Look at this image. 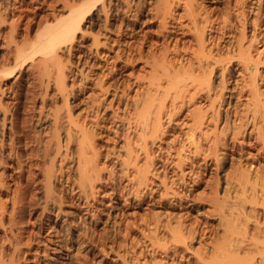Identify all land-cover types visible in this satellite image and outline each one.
<instances>
[{
    "label": "bare ground",
    "instance_id": "6f19581e",
    "mask_svg": "<svg viewBox=\"0 0 264 264\" xmlns=\"http://www.w3.org/2000/svg\"><path fill=\"white\" fill-rule=\"evenodd\" d=\"M23 1L0 0V29L1 25H5L8 29V41L6 40V43L9 41L16 42L14 41V36H16L14 31L18 21L26 18L25 9L22 7ZM70 1L71 4L64 10L50 7V11L44 20L45 24L39 30L36 38L22 46L16 45L17 42L13 43V52L4 58L5 60L0 56V165L4 164L3 168L1 165L2 170H0V185L3 188L5 185L4 190L7 193L8 190L10 191L9 196L5 195V199L0 200V223H2V215L6 211V203L10 202L13 206L16 203L15 194L18 186H20L17 182V174L24 171L23 163L21 164L15 147L12 145V138L7 133V129L9 130L13 125V122L7 118V104L11 102L15 92L12 87L14 82L9 83L7 79L18 72L22 64L28 63L35 73V75L32 74L35 76L32 77L34 79L31 82L33 83L32 86H38L41 89L40 101L43 103L44 97H47L48 89L53 88L55 95L59 97L61 107L65 106L66 108V110L63 109V113L56 111L53 114L50 122L52 123L50 135L39 139L36 150L30 154L32 159L27 167L28 171L35 175L33 169L39 172L38 169L43 166L42 164L48 166L45 174L42 173L47 186L45 204L55 199L53 196L56 188L54 182L64 179L65 167H67L66 164L69 160L71 162L69 168L75 172V177L71 179L72 183L84 196L94 193L96 180L106 181L112 177V175L110 176L111 170H108L102 164L103 162H100L103 153L101 151L102 145L97 141V135L98 137L103 136L107 140L123 139L125 155L119 159L118 165H124L126 170H133L132 176L135 179L137 190L140 187H146L149 183V175H155L156 171V169L154 171L156 163L154 164L151 157L150 144L156 140H163L166 138L165 134L170 133L167 134L171 136L167 148L172 150L174 160L170 162L166 160V164H173V176L189 186L190 182L197 183L199 181L202 171L213 166L218 171L216 173L219 180L217 185L220 184L222 188V183L225 184V190L223 189L222 193H220L222 190L218 193L217 187L214 191L211 189L213 193L208 195L212 203L214 202L218 206L215 208L220 212V214L218 212L220 225L223 223L221 220L226 222L224 226H221L224 230L223 233H225L222 236V241L225 240V235L226 241L222 243L220 241L221 244L213 242L216 243L215 245L211 242L213 246L209 243L213 247V250L211 248L212 251L216 248L219 252L220 249L222 256H219L221 257L219 264L221 262L223 264H264V212L260 213L259 210L256 209L257 211H255L254 209V213L251 211V215L250 210L252 209L249 211L246 209L247 204L254 207L258 196L264 198V175L257 174L259 172L257 169L256 171L251 170V163L248 165V171L245 172L244 170L243 172L242 168L240 171L244 144L237 135L241 130L238 128L228 129L220 124L229 119L231 115L233 116V111L236 109L233 110L234 102L231 101V98L233 99L237 95L240 97L243 91L242 95L246 98V105L243 109V111L245 110L243 115L238 116L239 125H242V121L252 123L246 132L249 133L253 129L256 131V136L247 139L245 144L248 148H253L259 144L258 147L256 146L257 148H253L255 152L251 155L258 159H264V97L257 85L258 78H262L263 69L261 67L264 66V0H227L224 5V13L217 15H210L201 6L202 2H208V0H155L152 5L160 26L158 30L160 39L155 41L157 43L156 46L154 45L155 47L147 45V50L144 48L143 38L140 39L137 36L136 30L138 29L134 26L137 12L146 10L144 8L145 0ZM121 2L122 4H120ZM178 6L183 8V14L191 23L189 27L187 25V28L185 27L186 24L177 22L181 17V15L178 18L175 16V8ZM232 14L235 15L234 19L238 23L241 22L239 25L242 27L240 36L235 42L222 43L220 39H215L207 34V31L214 28L216 24L224 23L223 26H226L228 21H233L234 19H231ZM122 17L130 19L132 22H125ZM116 21L118 23H115ZM94 26H97L95 27L97 29L93 34ZM22 27L24 28L23 25ZM26 27L25 25V30ZM25 30L24 32H26ZM187 31H191V38L185 37ZM88 34H90L89 37L92 35L91 45L83 42ZM5 42L3 41V43ZM257 44L262 45L263 48L257 49ZM223 48L226 50L223 51ZM100 49L105 50V52L100 51ZM147 53L153 58L150 62L151 72L149 75H143V77L137 75L132 80L127 79L126 85H121L119 75H117L118 69L127 63L132 64L133 61L140 60L142 57L145 58ZM234 62L239 63L240 67L242 66L247 74H250V78L248 77L249 81L245 80L247 82L243 81L244 83L239 85L237 83L238 77L233 76L232 83L227 89L224 82L231 78L232 68L229 66H232ZM95 69L100 70V73H94ZM226 70L228 73H225ZM227 75H229L228 78ZM77 76L79 81L84 83L89 79V82L94 83L92 85L99 87L98 96L95 97V101H90L88 106L86 105L84 115L81 118L75 117L76 115L72 112L73 109L68 102V96L76 93L73 90L74 87L72 88V83L68 84L67 78L77 79ZM101 76L109 78V83L106 80H104L105 83H102L103 77ZM213 77L215 83L220 82L222 84L218 92L213 91ZM202 89L206 93L204 94L203 91L204 100L202 101L205 105L203 103V106L197 107L190 105L191 108L189 106L187 110L185 109L186 111L184 110L185 112L182 111L186 104L197 98H202L203 95L200 93ZM215 96H217L219 104H216ZM104 103L109 106L116 104V108L121 106L122 112L121 114L114 113L112 120L102 125L99 123L98 115L100 113L99 107L100 105L103 106ZM39 108L42 110L41 107ZM39 112L37 122L43 116ZM180 112L179 122L183 125V131L181 134L171 133L169 131L172 127L171 124H168V120ZM7 121L11 126H7ZM163 121L168 124L167 127ZM258 121L261 123L260 126H256ZM113 123V128L119 125L125 127L122 130L115 128L111 133L112 135L94 131L99 125L110 130ZM108 148L104 150L106 151L104 157H108L112 153ZM140 156L144 159L141 163H139ZM227 158L230 160L232 171H224L223 169V163ZM119 160H114V164ZM196 164L200 166L199 171H196ZM165 165H159L160 170L157 171L161 173H156L161 193L177 196L181 201L183 199L182 191L169 185ZM251 171L255 173L258 180H261V184L258 181L260 186H257L258 182L255 177H252L255 179V181L253 179L255 183L252 182ZM14 173L17 179L14 178ZM68 179L69 177L66 176L65 180ZM230 187L239 190L241 193L237 195L236 193L239 192L237 191L231 194ZM234 196L238 197L239 200L235 204L238 207L231 203L233 204L232 207L236 208H233L234 212L237 210L234 214L236 218L233 223L231 217L234 218L232 216L234 212H231L233 210L231 206L228 207L231 211L227 209L228 214L232 213L230 218L221 209ZM236 199L231 201H237ZM11 204L10 209L12 210ZM46 206L41 210L42 212L47 210ZM260 211L262 210L260 209ZM229 219L233 224L230 223ZM151 222L154 230L158 228L159 224L167 226L170 232L169 240L174 241L173 243H181L186 250L191 247V241L198 244L203 242L205 231L198 220L180 221L179 219L178 223L175 222L176 225L171 226L167 223H161L158 217L150 220ZM237 225H241V229ZM158 229L160 230V228ZM226 232L230 234V238L227 237ZM52 237L55 236L52 235ZM8 240L10 241L9 238ZM57 240L56 238L55 241ZM9 241L8 243H10ZM148 241H150V246L157 242L154 235L149 237ZM8 243L7 245L10 246L11 243ZM1 246L0 249H2ZM226 246H230V249ZM192 252L195 254L194 257L196 256L198 259V252L196 250ZM198 257L200 259L203 255L201 257L199 254ZM3 260H0V264H12L11 261L3 263L5 261ZM202 260L205 261L204 258Z\"/></svg>",
    "mask_w": 264,
    "mask_h": 264
},
{
    "label": "rangeland",
    "instance_id": "374dc122",
    "mask_svg": "<svg viewBox=\"0 0 264 264\" xmlns=\"http://www.w3.org/2000/svg\"><path fill=\"white\" fill-rule=\"evenodd\" d=\"M154 1L155 0H145L144 8H146V10L137 12L136 20L134 22V26H136V28L138 29L136 30V34L138 37H140V39L143 38V45H145L144 48L146 50L148 49V46L152 45L153 47H155L157 45L156 42L160 39V34L158 33L160 26L152 5ZM226 1L227 0H208V2H202L201 6H203L207 13H209L210 15H217L218 13H224L223 11L225 10L224 5ZM69 4H71L70 0H24L22 3V7L26 10H24L26 18L18 21V24L16 26L17 30L15 29L16 32L14 31V33H16V36H14L13 34V36L15 37L14 41H16L17 43H13L22 46L32 41L34 38H36L39 30L44 26V20L46 14H48L50 11V7H55V9L57 10H64L68 7ZM120 4H122V2ZM15 12L17 13V11ZM183 13L184 11L182 7L178 6L175 8V16H177L178 18V16L181 15L177 22H182L184 25L186 24L185 27L187 28V25L189 27L191 23ZM231 16V19L233 20L235 18V15L233 16L232 14ZM122 19L125 22H132L130 19L125 17H122ZM115 23H118V21H116ZM220 24H216L214 28L207 31V34L213 36L215 39H220V42L222 43H233V41H236L237 37L239 38L240 30L242 31V27L241 25H239L241 24V22L238 23L234 19L233 21H228L226 26H223L224 23ZM22 25L24 26V28L22 27ZM25 25L27 26L26 30ZM95 27L97 26H94V31L92 30L93 32L91 31L93 34L97 29ZM23 29L26 32H24ZM91 32L89 33L92 34ZM90 34L87 35L88 37L86 36V38H84L85 41L83 40V42L87 45H91L92 43L91 37L93 34L91 35V37H89ZM190 35H192L191 31H187L185 37L191 38L192 36ZM6 40L8 41V29L5 27V25H1L0 45L2 47L0 46V56L3 58V60H5L4 58H7V56H9L11 52H13L12 48H14L12 46L13 43L10 41L6 43ZM3 41L5 43H3ZM262 48V45L257 44V49ZM225 50L226 49L223 48V51ZM100 51L105 52V50L103 49H100ZM146 55L147 56L145 58L142 57L140 58V60L138 59L135 62L133 61L134 63L132 62V64L127 63L125 64V66L123 65L118 69L119 71L117 72V75L120 76H118V78L120 79L119 81L121 85H126L128 81L127 79L132 80L137 75H140L142 77L143 75H149V73L151 72L150 62L153 58L148 53ZM30 67L31 66L28 63L22 64L18 72L7 79L9 83L14 82L12 83V87L15 91L13 94L14 99L11 98V102L7 104V118L13 122L12 127L9 129L10 131L7 129V133L12 138V145H14L15 147V152L19 156L21 164L23 163L22 165L24 166V171L21 174L16 173L18 175L17 182L20 185L18 186L17 192L15 194L16 203L14 206L10 202H7L8 204L6 203V211H4V215H2L3 219H1V222L3 224L0 223V245H2V249H0V252L4 249V251L9 254L6 255L7 253H5L4 251L3 253H0L1 259L5 260H3V263H8L11 261L12 264H219V258H221L219 257L221 255L220 249L219 252L218 249L216 250V248H214L216 251H212L213 247H211V245L213 246V242H218L217 244H221L222 242L226 241V235L224 238L225 240L222 241V236H224L225 233H223L224 230L221 227L224 226L226 222L221 220L224 224L221 223L220 225V218L218 215L219 210L216 209L218 208V206L216 205V203H212L208 195L210 193L212 194L213 192L211 191H214V189H216L217 187L218 193L221 190L222 191L220 193H222L223 189L225 190V184L222 183V188L220 184L217 185L219 183V180L217 179L218 177L216 176V173H218V171H216L215 168L211 166V164V168L209 167L207 170L202 171V173L200 174L201 177L197 183L190 182L191 186L190 184L189 186L187 184H183L181 181H179L178 178L173 176V164H166V160H169V162L171 160H174L172 150H169L167 148L169 139L171 138V136H168L167 134L170 133H166V138H164L163 140H156L153 144H150V150L152 154L151 157L153 158L154 164L156 163V168H154V171L155 169L156 171L155 175H149L150 179L146 187H140L137 190L135 179L132 176V174L134 173L133 170H126L124 165H118V163H120L119 159H121V157L125 155V150H123L125 149L123 139L117 138L115 139V141L111 139L107 140L103 136L101 137L99 135L100 137H98L97 135L96 138H98V143L102 145L101 151L103 153V158L101 157L100 162H103L102 164L105 165L108 170H111L110 176L112 175L113 178L109 177V180L107 179L106 181L96 180V188L93 191L94 193H92L91 195L89 193L87 196H84L83 193L79 192L76 185L72 183L71 179L75 177V172H73V170L69 168L71 167L69 166L71 164L69 160L66 164L67 167H65V177L68 176L69 179L66 181L64 177V179H61L59 181L56 180L57 183L54 182L56 188L53 194L55 199L53 201H49L47 203L48 205L44 203L46 197L45 190L47 189V186L45 184L46 181L43 174H45V172L47 171L46 169L48 166L42 164L43 166H40V168L38 169L39 172L33 169L35 175H32V173L29 172L27 168L29 165L28 163L32 159L30 157V154L31 152L33 153L34 150H36L37 142L39 141V139L46 138L50 135L49 132H51L52 129V123L50 122L52 121L51 118H53L54 116L53 114H55L56 111L63 113V109L66 110V108L65 106L61 107L62 105L60 104L61 102L59 101V97L58 95H55L56 93H54L53 88L48 89V92L46 94L47 97H44L43 101V103H45L43 104L40 101L39 96L41 89L38 88V86H32L33 83L31 82L34 80L33 78L35 76H32L34 72L33 70H31L33 68ZM229 68H232V76L229 79L230 81L225 80L224 82V86L227 87V89H229L232 83L231 80L233 76L238 77L237 83L239 85H242L244 83L243 81L245 80L249 81L250 74H247V71H245L242 66L240 67L239 63L234 62V64L232 66H229ZM261 69H263V72L261 73L262 78H258L257 85L258 90L264 97V66L261 67ZM94 73H100V70L95 69ZM225 73H228V70H226ZM33 75H35V73ZM101 77H103L102 83H105L104 80L108 81L107 83H109V78L105 76ZM228 77L229 75H227V78ZM67 79L68 84L72 83V88L74 87L73 90H75L74 92L76 93L72 96H68V102L70 103L69 105L72 107V112L74 113V115H76L75 117L81 118L84 115V109H86L85 107L88 106L90 101H95V97L98 96L97 91L99 87L92 85L94 83H91L92 81L89 82V79L84 83L83 81H79V77L77 79L72 77H69ZM144 79L146 80V78ZM214 80L215 78L213 79V91L218 92V89H220L219 87H221L222 84L220 82L215 83ZM200 91H202L200 92L202 93V95L203 91L204 94H206L204 89ZM242 92L240 94V97L239 95H237L235 96V98H231V101L234 102V104L232 105L233 110L236 109L233 111V116L231 115L229 119L222 121L223 123L221 122L220 124L222 126L224 125V127H227L228 129L238 128V130H241V132H239V135H237L239 136L238 138L242 139V142L244 144V148L242 147L243 155L241 156L240 171L242 169L243 172L244 170L245 172L248 171V165L249 163H251V170L256 171L257 169L259 170L257 174L261 173L264 175V159H258L255 158V156L251 155V153L255 152L253 148L256 146L258 147L259 144L254 146L253 148H248L246 146L247 144H245V141L247 139H252L256 136V131L251 129L252 131L250 130L249 133L246 132L248 126L250 127L252 124L250 123V121H242V125H239L240 119H238V116L241 117L243 115L242 113L245 111H243V109H245L246 105V98L242 95ZM203 97L204 95L202 96V98H197L190 102L191 104H186L185 108L182 111H184L185 109L187 110L190 105L194 107H197L199 105L203 106ZM217 101V96H215V102ZM218 102L216 104H219ZM93 103L95 104V102ZM104 104H102L103 106L100 105V113L98 115L99 123L102 125L110 122L114 113L121 114L122 112L121 106L120 108L119 106L116 108V104H113L112 106L107 105V103ZM191 106L189 108H191ZM39 107H41L42 110H40ZM38 112L41 113V116L43 114V116L41 120L37 122ZM181 112L177 113V115L174 114L168 120V124H171L172 127L171 131L169 132L174 134H181V132L183 131V125H181L179 122ZM165 121L163 122L167 127L168 124H166L167 121ZM7 123L8 127L11 126L8 121ZM102 125H99L96 129H94V131L96 133H98L99 131L103 133H110V135H112L111 133H113L112 131H114L115 128H120V130H122L125 127L119 125L113 128V123L112 128L110 130H106L105 126L103 127ZM260 125L261 123L258 121L256 126ZM107 147H109L108 149L112 153L108 157H104V153L106 152L104 150ZM116 159L119 161H116L117 163L115 162L114 164L113 161ZM143 160L144 159H142V156H140L139 163L143 162ZM162 164H166L165 166L167 168H165L169 185H171V187L175 188L176 190L179 189L183 192H181V195L183 196V199L181 201L177 196L170 195L169 193H166L165 195L161 193V187L158 186V178H156V173H161L157 170H160L159 165L161 166ZM1 165L3 168L4 164ZM1 165L0 170H2ZM199 169V164H196V171H199ZM223 169L224 171L233 170L228 158L223 163ZM123 171L126 172L124 173ZM251 172L252 182H254L256 179V181H259L261 184V180H258L255 177L256 175L255 173H253V171ZM252 177H255V179ZM14 178L17 179L15 173ZM259 182L257 186H260ZM4 188H0V200L2 199L1 201L5 199V195H10L8 194L10 193V191L7 189V193ZM229 190L231 194L239 191L233 189L232 187H230ZM240 193L241 192L239 191L236 194L239 195ZM59 195L61 198L59 197ZM235 196L234 198H237V201L233 202L231 200H234V198H231V200H229L231 202L228 201L229 204L227 203L228 206L226 205V207L224 205L226 209L225 207H222L223 209H221L225 212V215L227 214V217L229 215V218L231 216L230 214L234 212L233 208L237 206H235V204L239 200L238 197ZM231 203H233L235 207H232L233 204ZM10 204L12 210L10 209ZM223 204L226 203L223 202ZM239 204L240 202L238 203V205ZM44 205H47V210L42 212L41 210L45 207ZM247 205V211H249V209H252L250 210V214L251 211H253L252 213H254V209L255 211L259 210L260 213L264 212V198L260 196L257 197V202L254 204V207L252 205L251 208L250 205ZM230 206L233 209L232 211L230 208L228 209V207ZM227 209L232 213L230 212V214H228L229 211ZM260 209L262 211H260ZM236 211L237 210H235V212L233 213V217L234 214H236ZM156 217L159 218L161 223H167L170 226L176 225L179 219L180 221L198 220V223L200 222V225L204 228L205 231L202 239L203 242L201 241V243L198 244L195 241H191V247H188L189 250H186L185 247L183 248L181 243H173L174 241L169 240L170 232L167 229V226L159 224L158 228H160V230L158 228L156 229L157 231L154 230L153 223H150V220ZM235 218L236 216L234 218L231 217V220L233 219L232 222ZM231 220L230 223L233 224L235 221L232 223ZM240 226L239 228L241 229L242 226ZM227 234V237H229L230 234ZM52 235L55 237H52ZM152 235H154L155 239L158 242L151 244L153 247L150 246V241H148L149 237H151ZM8 238L10 239V241L8 240ZM56 238L58 239L57 241H55ZM229 238H227V241H229ZM8 241L11 244L13 243L14 245H11L10 243H8ZM220 241L221 243H219ZM7 243L10 244V246L7 245ZM166 244L168 245L166 246ZM155 245H160V247H155ZM226 247H229L230 249V246ZM13 248L16 250H14ZM193 250H196L198 252V256L199 254L201 255V257L203 255V257L200 258L202 263L198 256V259H196V256L194 257L195 254L194 252H192ZM1 254L3 255L1 256ZM203 258L205 259V261L202 260Z\"/></svg>",
    "mask_w": 264,
    "mask_h": 264
}]
</instances>
